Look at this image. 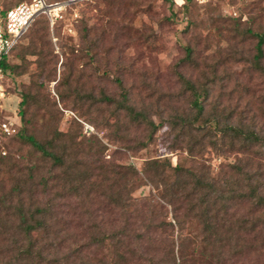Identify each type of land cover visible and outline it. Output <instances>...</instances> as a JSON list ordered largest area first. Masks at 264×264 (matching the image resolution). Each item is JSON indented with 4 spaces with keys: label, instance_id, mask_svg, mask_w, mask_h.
I'll return each instance as SVG.
<instances>
[{
    "label": "rangeland",
    "instance_id": "1",
    "mask_svg": "<svg viewBox=\"0 0 264 264\" xmlns=\"http://www.w3.org/2000/svg\"><path fill=\"white\" fill-rule=\"evenodd\" d=\"M31 1L0 0V9ZM46 1L53 5L71 2L54 13L53 27L40 15L44 30L35 36L36 41L28 30L8 59L10 66L25 71L16 74L8 68L0 80L5 97L0 100V122L13 119L19 132L24 125L22 111L27 133L40 142L50 140L56 131L70 134L83 149L102 148L106 163L131 166L143 181L147 161L158 159L184 167L192 163L186 145L169 134V115L186 109L185 99L179 97L176 72L200 83L214 81L213 96L229 109L255 110L264 96V78L252 67L257 40L245 34L249 30L264 32V0L192 1L184 6L162 0ZM87 32L90 39L97 40L92 51ZM35 47L37 55L27 54ZM187 47L193 49L196 64L181 67ZM116 78L123 80L139 108L140 101L158 126L152 141L144 125L133 123L123 112L114 114L113 107L106 104L90 106L86 94L92 92L98 98L102 89L113 94ZM23 96L27 101L20 108ZM260 123L263 125L262 119ZM16 135L0 132V156L9 162L7 168L15 166L4 178L6 190L21 177L18 171L27 179V169L35 163L41 165L44 177L50 169L49 163H43L40 154ZM235 157L229 152L219 154L207 145L199 162L217 175ZM40 173H33L34 184ZM143 183L133 197L161 207L164 220L176 226L171 208L160 199V190ZM50 185L53 197V183ZM42 189L38 184V190ZM184 236L189 241L182 246L176 232L173 236L177 256L185 255L194 264H217L215 258L199 251L196 223L186 224ZM227 259L225 264H264V257L256 254Z\"/></svg>",
    "mask_w": 264,
    "mask_h": 264
},
{
    "label": "trees",
    "instance_id": "2",
    "mask_svg": "<svg viewBox=\"0 0 264 264\" xmlns=\"http://www.w3.org/2000/svg\"><path fill=\"white\" fill-rule=\"evenodd\" d=\"M188 2L192 0L182 5ZM41 24L39 15L28 28L35 41L44 30ZM245 34L257 40L252 67L264 78V32ZM85 38L91 51L98 46L89 32ZM36 50L27 54L34 55ZM8 59L1 63L4 72L8 68L16 74L25 71L10 66ZM180 64H196L193 49H185ZM175 76L186 109L169 115V134L186 145L192 163L184 167L150 160L142 175L144 182L160 190L176 226L164 220L161 207L133 197L144 185L134 168L106 163L102 148L83 149L70 134L56 131L50 140L40 142L27 133L20 111L24 125L17 139L39 153L50 169L44 177L41 165L35 163L27 169V179L18 171L21 177L6 190L4 178L15 166L7 168L9 162L0 156V264H194L185 255L177 256L173 238L176 232L181 246L189 241L184 236L189 222L199 228V251L215 258L217 264L247 254L264 257V123H260L264 122V96L255 110L229 109L213 96L214 81H192L178 72ZM113 84L117 88L113 94L105 89L98 98L92 92L86 94L90 106L106 104L114 114L123 112L133 123L144 125L152 141L158 126L140 101L139 108L121 78ZM26 99L23 96L20 108ZM207 145L219 154H235L234 162L212 175L199 162ZM33 173H40L36 184Z\"/></svg>",
    "mask_w": 264,
    "mask_h": 264
},
{
    "label": "built area",
    "instance_id": "3",
    "mask_svg": "<svg viewBox=\"0 0 264 264\" xmlns=\"http://www.w3.org/2000/svg\"><path fill=\"white\" fill-rule=\"evenodd\" d=\"M175 4L182 5L186 0H170ZM197 3H206L210 0H192ZM67 3L50 4L46 0H32L29 3H21L18 6L4 11L0 9V80L4 75L1 63L9 58L12 49L19 42L21 37L27 32L31 23L39 15L48 18L50 26L53 27L54 13L67 6ZM4 91L0 83V100H4ZM1 107V105H0ZM19 125L13 119L0 122V132L7 136H14L18 132Z\"/></svg>",
    "mask_w": 264,
    "mask_h": 264
},
{
    "label": "water",
    "instance_id": "4",
    "mask_svg": "<svg viewBox=\"0 0 264 264\" xmlns=\"http://www.w3.org/2000/svg\"><path fill=\"white\" fill-rule=\"evenodd\" d=\"M70 2H71V1H70ZM70 2H68V3H70ZM68 3H67V4H68Z\"/></svg>",
    "mask_w": 264,
    "mask_h": 264
}]
</instances>
